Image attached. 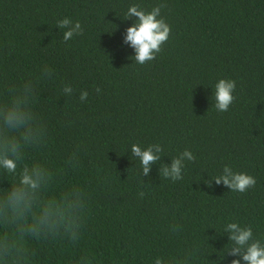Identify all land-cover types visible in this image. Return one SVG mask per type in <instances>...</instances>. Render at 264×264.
I'll list each match as a JSON object with an SVG mask.
<instances>
[{"label":"trees","instance_id":"obj_1","mask_svg":"<svg viewBox=\"0 0 264 264\" xmlns=\"http://www.w3.org/2000/svg\"><path fill=\"white\" fill-rule=\"evenodd\" d=\"M160 3L171 34L139 65L125 43L136 18L125 13ZM64 18L79 20L83 35L63 42ZM220 79L236 82L227 112L214 107ZM28 80L47 136L25 162L65 169L50 192L76 185L86 193L80 238L61 229L55 240H30L32 264H75L86 253L94 264H154L189 251L191 264H231V222L264 243V0H0V99ZM132 144L164 149L146 176ZM185 149L196 161H185L183 179L162 177L161 165ZM73 152L75 168L66 164ZM225 165L255 177V187L217 185ZM9 183L0 170V188Z\"/></svg>","mask_w":264,"mask_h":264},{"label":"clouds","instance_id":"obj_2","mask_svg":"<svg viewBox=\"0 0 264 264\" xmlns=\"http://www.w3.org/2000/svg\"><path fill=\"white\" fill-rule=\"evenodd\" d=\"M167 4L160 3L146 10L140 4H131L125 13V19L135 17V22L127 28L125 43H130L135 50L133 61L145 65L156 58L171 34V26L161 15ZM57 27L65 29L62 40L67 42L74 36H81L84 29L79 20L73 22L64 18L57 22ZM44 77L52 78V70L45 65ZM236 82L220 79L215 84L214 107L219 112H227L234 102L233 92ZM63 94L70 96L73 88L65 85ZM101 90L96 88V92ZM88 97L87 91L80 93L83 102ZM35 82L28 80L21 86H7L3 99H0V170L8 181L9 188H0V264H32L35 256L30 251L29 241L41 239L53 240L61 237V229L68 238L75 242L80 238V229L85 216V191L71 185L57 193L49 189L57 176L63 175L65 169L56 172L39 162H25L26 149L39 148L45 143L47 129L33 110L35 102ZM164 149L160 144H150L142 149L132 144V156L138 158L142 167L141 175H147L153 164L161 158ZM185 161L195 162L196 157L185 149L179 156L172 158L170 166L161 165V176L173 182L183 179ZM66 164L75 168L79 164L77 152H73ZM216 184L221 182L231 192L246 193L256 185V178L242 172H234L228 165L223 167L222 174L212 177ZM209 187L211 183L209 182ZM141 197L144 192H140ZM172 230L178 231L179 226ZM224 231L228 233L231 247L227 254L238 257L231 264H264V243L253 237L251 226L241 227L238 222L228 223ZM27 238V239H26ZM194 252H185L182 257L164 259L155 258L154 264H191ZM95 257L87 253L75 264H94Z\"/></svg>","mask_w":264,"mask_h":264}]
</instances>
